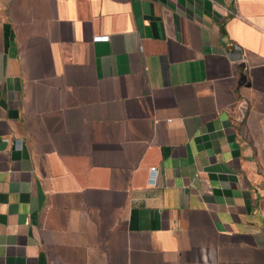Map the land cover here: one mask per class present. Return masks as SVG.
<instances>
[{
    "label": "crops",
    "instance_id": "obj_1",
    "mask_svg": "<svg viewBox=\"0 0 264 264\" xmlns=\"http://www.w3.org/2000/svg\"><path fill=\"white\" fill-rule=\"evenodd\" d=\"M0 264H264V0H0Z\"/></svg>",
    "mask_w": 264,
    "mask_h": 264
},
{
    "label": "built area",
    "instance_id": "obj_2",
    "mask_svg": "<svg viewBox=\"0 0 264 264\" xmlns=\"http://www.w3.org/2000/svg\"><path fill=\"white\" fill-rule=\"evenodd\" d=\"M109 39V36L108 35H103V36H96L95 37V40L99 41V40H102V41H107ZM155 168H152V171H154Z\"/></svg>",
    "mask_w": 264,
    "mask_h": 264
},
{
    "label": "water",
    "instance_id": "obj_3",
    "mask_svg": "<svg viewBox=\"0 0 264 264\" xmlns=\"http://www.w3.org/2000/svg\"><path fill=\"white\" fill-rule=\"evenodd\" d=\"M1 146H2V147H4V146H5V144H2Z\"/></svg>",
    "mask_w": 264,
    "mask_h": 264
}]
</instances>
